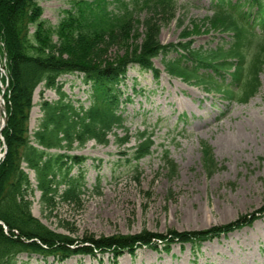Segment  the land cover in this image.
Listing matches in <instances>:
<instances>
[{
	"label": "trees",
	"instance_id": "trees-1",
	"mask_svg": "<svg viewBox=\"0 0 264 264\" xmlns=\"http://www.w3.org/2000/svg\"><path fill=\"white\" fill-rule=\"evenodd\" d=\"M42 1L0 0V65L7 78L3 96L7 122L0 140V154L5 147L0 159V264H16L20 255L57 261L109 255L116 264L124 254L134 256L141 248L168 254L172 245L190 244L198 250L203 243L249 227L264 216L263 204L232 222L205 230L80 238L53 231L39 221L32 214L36 192L43 208L52 206L57 197L79 202L85 186L81 166L86 159L70 154L72 151L89 141L105 146L110 136L119 147L129 143L131 136L119 107L121 97L123 103L130 102L122 90L129 67L158 79L160 72L152 60L161 56L167 76L207 95H218L222 102L238 104L256 95L264 69V0H210L211 15L205 19L203 33L229 36V42L222 41L213 49L193 48L191 40L161 45L160 23L170 15L174 19V0H72L56 26L42 19ZM137 8L152 13L143 21L141 42L131 45ZM200 32L192 24L190 32L181 37ZM117 43L126 48L125 54L109 61L106 54ZM74 74L81 75L90 87L86 108L75 106L60 91L57 80ZM39 86L54 90L58 99L38 104L41 116L30 131L33 94ZM118 130L124 132L123 138L117 137ZM135 142L129 161L137 164L151 154L153 135L143 130ZM162 157L172 177L176 165L168 160L166 151ZM202 161L211 176L217 163L207 147ZM74 168L76 176L71 175Z\"/></svg>",
	"mask_w": 264,
	"mask_h": 264
},
{
	"label": "rangeland",
	"instance_id": "rangeland-1",
	"mask_svg": "<svg viewBox=\"0 0 264 264\" xmlns=\"http://www.w3.org/2000/svg\"><path fill=\"white\" fill-rule=\"evenodd\" d=\"M71 1L40 2L42 19L56 26ZM174 1V19L170 15L160 23L161 45L191 40L193 48L213 49L222 41L229 42L225 34L203 33L205 19L211 15L210 0ZM149 13L152 12L142 8L134 12L137 24L130 36L131 45L141 42L142 24ZM178 21L182 26H178ZM192 24L199 26L202 34L183 39L182 33H189ZM125 50L123 44L117 43L109 48L106 57L115 61ZM152 62L160 72L158 79L137 67H129L126 73L122 90L130 102L123 103L121 97L119 107L131 136L129 143L119 147L110 136L105 146L89 141L70 153L86 159L81 166L85 186L79 202H64L57 197L52 206L43 208L39 194L35 193L32 214L49 229L76 238L133 235L142 231L159 234L168 230L199 231L232 222L264 204V69L259 75L256 95L247 103L238 104L222 102L218 95H207L200 88L167 76L161 56ZM0 78L3 100L7 78L1 65ZM57 81L60 91L75 106H89L90 87L81 75H64ZM57 99L54 90L36 88L30 131L41 116L38 104ZM143 130L152 133L154 145L151 154L136 164L129 161L130 154L136 144L135 136ZM116 134L124 137L121 130ZM205 147L211 150L217 163L211 176L203 166ZM164 151L177 168L172 177L163 162ZM71 175H77V168ZM29 178L33 182L32 173ZM16 264L113 263L109 255L97 259L78 256L65 261L20 255ZM116 264H264V216L249 227L203 243L198 250L190 244L172 245L168 254L141 248L134 256L124 254Z\"/></svg>",
	"mask_w": 264,
	"mask_h": 264
},
{
	"label": "water",
	"instance_id": "water-1",
	"mask_svg": "<svg viewBox=\"0 0 264 264\" xmlns=\"http://www.w3.org/2000/svg\"><path fill=\"white\" fill-rule=\"evenodd\" d=\"M1 112H2V114H3L4 117H3V122H2V124L0 125V133H1L2 129H3V127L6 125V122H7V119H6V117H5V113H6V109H5V107H3V109H1ZM3 155H4V153L0 154V158H2Z\"/></svg>",
	"mask_w": 264,
	"mask_h": 264
},
{
	"label": "bare ground",
	"instance_id": "bare-ground-1",
	"mask_svg": "<svg viewBox=\"0 0 264 264\" xmlns=\"http://www.w3.org/2000/svg\"><path fill=\"white\" fill-rule=\"evenodd\" d=\"M3 107H4V104H3V102L1 101V98H0V125L3 122V114L1 112V109H3Z\"/></svg>",
	"mask_w": 264,
	"mask_h": 264
}]
</instances>
